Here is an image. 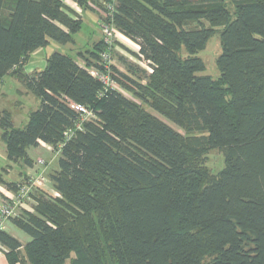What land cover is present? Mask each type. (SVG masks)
Returning a JSON list of instances; mask_svg holds the SVG:
<instances>
[{
    "label": "trees",
    "instance_id": "16d2710c",
    "mask_svg": "<svg viewBox=\"0 0 264 264\" xmlns=\"http://www.w3.org/2000/svg\"><path fill=\"white\" fill-rule=\"evenodd\" d=\"M66 1L0 0V80L40 100L23 128L1 113L7 158L33 168L41 143L59 154L53 192L32 190V210L9 220L29 242L0 229L9 264H264V0H102L152 70L120 57L128 73L112 67L110 89L86 69L111 55L103 39L78 53L86 68L55 52L25 71L32 53L82 29ZM216 28L218 79L201 75L199 56ZM211 150L225 158L217 174L204 165ZM29 177L7 187L16 195Z\"/></svg>",
    "mask_w": 264,
    "mask_h": 264
},
{
    "label": "rangeland",
    "instance_id": "374dc122",
    "mask_svg": "<svg viewBox=\"0 0 264 264\" xmlns=\"http://www.w3.org/2000/svg\"><path fill=\"white\" fill-rule=\"evenodd\" d=\"M66 3L69 5V7H73V9H75L76 14L74 17L82 21V29L80 32L73 34L72 41L67 44H60L54 40H50L46 46L41 47L32 53L29 59L31 62L30 65H32V63H40L41 66L38 67V69H36L35 66L33 71L30 70L31 66L30 68L25 67V71L27 70L31 71L30 73H33L35 71L42 70V68L46 66L45 64L47 63V59L55 52L66 54L77 59L81 67L86 68L87 65L85 61L82 60L83 58L78 57V53L87 55V49L92 48L96 43L99 42V40L103 39L104 41L103 32L100 28V23L102 22L101 16L104 12L102 10L104 1L98 0L95 4L90 2L88 4L89 8L87 9L69 1H66ZM208 25L209 23L206 22V26ZM191 26L195 27L196 24H192ZM220 31V28H216L213 36L207 44L206 49L199 54L206 65V70L205 72L201 73V75H209L214 79H218L220 77V72L217 67V58L222 51ZM137 50L138 47L136 44L126 38H123V36L118 33V35L115 37L113 45L111 46L112 67H114L115 70L120 73H128L126 67H124L120 61V57H125L132 65H138V67L146 69V64L136 58V56L133 54V52H136ZM99 61H96L95 65H97ZM95 65L90 67L88 66L86 69L93 71L95 69ZM114 68H112L113 71H115ZM147 71L152 72L150 68H147ZM119 91L127 98L139 103V98L128 89L125 90L122 88L119 89ZM39 104V98L33 93L28 92L21 81L17 78L13 76H5L2 80H0V116L3 111L10 113L13 125L16 128H23L26 126L30 113L35 111ZM175 128L181 134H184L181 129L177 127ZM1 135L2 129L0 127V173L4 175L6 180H15L22 175L19 171L21 167L8 160L6 147L2 141ZM41 144L42 145H40L39 148L30 149L28 151L30 157H32L33 161L35 162L34 164H36L34 167L36 174L31 171V175H29L36 177L44 176L46 179L45 188L49 191H53L48 176L51 171L57 168L59 154L51 146L44 145L45 143ZM204 165L212 174H217L226 166L224 155L219 150H211L205 155ZM6 169H9L10 173L5 172ZM0 189L4 193L8 192L6 187H1ZM8 199H3L0 207L8 202ZM31 199L32 200L28 202V207L33 205V198ZM1 200L2 198L0 196V202ZM20 231L21 233H24L22 230Z\"/></svg>",
    "mask_w": 264,
    "mask_h": 264
},
{
    "label": "built area",
    "instance_id": "2783aa9c",
    "mask_svg": "<svg viewBox=\"0 0 264 264\" xmlns=\"http://www.w3.org/2000/svg\"><path fill=\"white\" fill-rule=\"evenodd\" d=\"M105 5L107 6V10H104L102 14L100 28L103 32L104 42L110 48L118 32L111 17L114 12V5L110 3H105ZM111 60L112 57L110 53L106 52L102 55L101 69H94L93 71L88 70L90 75L99 80L106 89L118 87L114 79ZM69 106L80 115L82 121L89 120L93 117L92 111L85 105L70 102ZM77 127L80 128L81 123H79ZM45 184L46 179L44 176H30L29 179L21 185L19 192L15 196L9 197L8 202L0 207V229H4L6 222L10 219L18 217L22 209L28 208V202L31 201V191L39 188L43 189ZM53 195L55 197H60L58 193H53Z\"/></svg>",
    "mask_w": 264,
    "mask_h": 264
},
{
    "label": "crops",
    "instance_id": "0c3cea01",
    "mask_svg": "<svg viewBox=\"0 0 264 264\" xmlns=\"http://www.w3.org/2000/svg\"><path fill=\"white\" fill-rule=\"evenodd\" d=\"M72 9H73V7H72ZM73 10H75V9H73ZM100 14H101V12H100ZM123 38H125V37H123ZM127 39V38H126ZM30 59V58H29ZM31 64V62L28 60V63L25 65V67H29L30 68V66H31V68H30V70L31 71H33V69L35 68V66H36V69H38V67H40L41 66V64L40 63H35V64H33L32 63V65H30ZM46 65V64H45ZM45 67V66H44ZM43 69V68H42ZM31 71H27L26 70V72L28 73L29 72V74H30V72ZM5 145V144H4ZM40 145H42V144H40ZM44 145H46V144H44ZM40 147V146H39ZM38 147V148H39ZM32 158V157H31ZM33 159V158H32ZM35 163V162H34ZM35 165L36 164H34V166H33V168H30V167H26V166H24V165H21V164H19L18 166H20L21 168H20V173L22 174L20 177H18L17 179H15V180H6L5 179V177H4V175L2 174V173H0V188L2 187H6L7 189H8V192H6V193H4V192H2L1 191V189H0V196H1V198H2V200H1V202H0V205L2 204V202H3V199H8L10 196H15V192L13 191V190H11V189H9L8 187H7V183H11V182H16V183H18V184H20V183H22L23 182V180L26 178V177H28V176H30L31 174H30V172L31 171H33L34 172V174H36L35 172H36V170H35ZM5 172H7V173H10V170L9 169H6L5 170ZM30 174V175H29ZM43 190L44 191H46V192H49V193H52L53 191H49L48 189H46L45 187L43 188ZM28 207V206H27ZM25 210H29V211H31L32 210V206H30V207H28L27 209H25ZM5 230L8 232V233H10L14 238H16V239H18L23 245H25L26 243H28L29 242V237L27 236V235H25L24 233H21V231H20V229L17 227V226H15L13 223H12V221H7L6 222V224H5ZM6 253H7V249L6 248H4L1 244H0V264H9V261H8V259H7V256H6Z\"/></svg>",
    "mask_w": 264,
    "mask_h": 264
}]
</instances>
